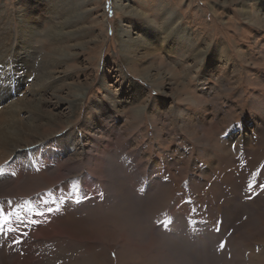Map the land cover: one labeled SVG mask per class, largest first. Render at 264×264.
Here are the masks:
<instances>
[{
	"label": "rangeland",
	"instance_id": "374dc122",
	"mask_svg": "<svg viewBox=\"0 0 264 264\" xmlns=\"http://www.w3.org/2000/svg\"><path fill=\"white\" fill-rule=\"evenodd\" d=\"M118 4L127 11H118L113 0H0V89L13 90L8 101L27 104L35 98L33 89H40L39 121L44 124L37 121L38 136H50L44 150L50 139L67 134L89 146L95 134L138 153L140 167L151 171L152 179L169 183V190L154 203L128 204L123 191L119 197L125 202L118 210H110V204L103 212H91L92 218L84 213L89 218L74 231L82 248L73 240H52L51 256L43 263L120 264L121 254L126 262L142 257L136 260L140 264H252L264 248V206L256 203L264 198V0ZM122 28L130 44L124 52L118 46ZM157 41H166L174 50L159 48ZM137 86L141 93L135 95ZM8 101L2 100L6 105ZM141 105L146 109L142 114ZM17 117L26 124L32 115L20 112ZM156 126L162 130L158 139ZM33 132L25 131L29 143L38 140ZM81 168L86 174V167ZM69 177L51 195L53 209L77 187L76 175ZM134 185L139 188L144 182L136 178ZM49 186L35 203L47 199ZM237 197L242 214L227 225L222 207ZM30 205L31 197L19 203ZM173 205L192 211L193 226L181 217L184 231L171 229L185 247L180 245L171 256L161 244L142 250L144 225L173 224ZM203 223L217 236H206ZM218 234L225 236L223 249ZM124 237L131 247L126 242L123 246Z\"/></svg>",
	"mask_w": 264,
	"mask_h": 264
},
{
	"label": "bare ground",
	"instance_id": "6f19581e",
	"mask_svg": "<svg viewBox=\"0 0 264 264\" xmlns=\"http://www.w3.org/2000/svg\"><path fill=\"white\" fill-rule=\"evenodd\" d=\"M113 1L118 11H127L126 5L118 4V0ZM117 33L123 36V40L121 42L118 41V46L119 50L121 51L122 48L124 52L130 48V44L128 43V32L125 28H122V30ZM165 42L166 41H157L156 45H160L159 48H163L164 50L167 48ZM167 49L170 52L174 50L173 48ZM216 49L218 51L219 47ZM182 50H184L183 47L181 51ZM176 55L181 56L182 54ZM4 65L5 64L3 63V69ZM21 74H24L23 70ZM145 78L151 79L153 77L145 75ZM39 90V88L33 89L35 98L33 101H31L32 103L27 104L21 99L8 101L12 96L13 90L0 89V172H2V174H0V208H3L6 215H8L7 222L0 223V264H44V259L51 256L52 240H54V243L56 242V240L60 239H68L70 241L73 240L82 248V242L74 239V237L79 236L78 232L74 231L75 228L80 227V222H83L84 218H89L87 216H90L92 218L93 214L91 212H93L95 209L96 213L99 210H105L107 207L109 208L111 204V210L123 204L125 202V198L128 197V204H131L134 201L136 205L140 207V205L142 204L147 205L153 201H158V198L164 195L169 190V183H167L165 178L164 180L152 179V172H149L147 169H145L144 165V169L140 167L141 164H139V161L141 159L139 160L136 156L138 153L135 154V152H129L127 147L125 148V146H117L114 140H106V138L104 140L101 136L98 137V135L96 136L94 134L93 137H91V145H89L92 147V150L89 149V146L87 145L88 143L81 145L79 141H76L77 138L74 137V135L72 136L70 134H67L64 139L62 138L63 140L59 137V139H50L48 143L50 147L44 150V142L48 140L50 136L46 138L38 136V126L40 123L41 127L44 124L42 123L43 119L39 118L42 95V92ZM135 91V95L141 93V89L139 88V86H137ZM80 98L81 97L78 95L73 101V105H77ZM2 100H5V102L8 101V104L6 105V103L2 102ZM143 107L144 108H142L141 105L138 108V110L141 111V114L142 110L145 109V105H143ZM158 111H160V114H162L160 105L158 106ZM20 112L30 113L32 115V117H30L31 121L26 124L24 122H18L17 115H19ZM34 117L37 119L35 120ZM21 119L23 120V118ZM132 119H134V117ZM39 120L42 121L40 122ZM37 121H39L40 123H38ZM48 123H52V121L48 120ZM156 128L158 129L160 127L156 126ZM33 130V135H31L38 140L36 142L29 143L25 139V131ZM161 135L162 130L160 128V130H157V134L155 136H157L156 138L158 139ZM247 139V137L244 138V140ZM38 144H40L38 148H35V150L33 151H21L27 146H35ZM178 147L180 146L178 145ZM203 149L204 148H202V150ZM203 151V155H205L206 150ZM84 156L87 157H85L84 159ZM10 157L12 158V161H8V158ZM81 158H83V162L79 163V160ZM82 166L86 167V174H83L82 170L84 168L82 169ZM212 168L213 167H211L210 169ZM37 171L41 172L38 174ZM13 173H15V175H13ZM203 173L204 174L202 179H206L208 174H206V172ZM71 175H76L77 179L74 180V183L79 187L80 190L78 192H75V194L73 190V194L69 196V198L61 205L60 208L53 209L52 207L54 206L55 202L50 200L51 195L54 194V192L56 193V191L61 190L63 182L67 180V178H71L69 177ZM136 178H140L144 182V185H141L139 188H137L134 185V180ZM120 181L125 183V188L119 184ZM99 182L102 183L101 187L97 186L100 185ZM49 184H51V186H49L51 187V190L47 189L50 190L48 191L49 195H47V199L43 201L35 200V203L34 198L43 195V188H46ZM63 188H65V186H63ZM123 191L127 193V196L125 198H120L119 196ZM30 197L32 198V206L30 205L28 207H19L21 199H29ZM239 203L240 201L237 197L232 200L230 206L228 205V207H222V209L224 210V217L227 225L233 221L234 216H239V214H242L241 211L243 210L241 209L242 207ZM256 203L258 204V206H264V198H259ZM116 209L118 210V207ZM116 209L113 210L116 211ZM244 209L248 210V208ZM104 210H102V212ZM171 210L173 211L174 220H176L173 224L172 222L160 221L151 224L146 223L144 225V227H146L144 228L143 234L140 237L141 240L145 242L143 244L144 247L142 250L153 249L155 246H158V244H161L163 246V250L167 249L168 253H170L169 256H171V254L173 255L174 252H177L176 250H178L180 245L185 247V245H183V240H180L178 236L175 235V232L177 233V230L184 231L185 224L181 217L185 218L187 223L193 226L191 216L192 211L189 207L178 209L175 205L171 207ZM84 213H86L87 216L84 215ZM76 216H79V218H77ZM96 216H98V214ZM203 221L204 219L202 221H199L198 223L201 224ZM202 225L206 232V236L214 235L210 232V230L205 226L204 223ZM171 229H173L175 232ZM218 235L221 236H218L219 238H217L219 240L218 244L220 245L221 241H223L222 239H224L225 236L223 234ZM212 239L214 240V238ZM16 241H19V243H16ZM121 242L123 243V246L126 242L129 247H131L130 242L125 237ZM201 246L204 247L203 244ZM188 248H186L185 250H187ZM199 249L201 248L199 247ZM188 250L190 251V249ZM260 251V254L254 256L255 261L251 262L252 264H264V254L262 255V253H264V248H261L259 252ZM192 253H194V251ZM199 256H201V254ZM117 258H119L120 264H131L142 257L138 256V258L127 259L128 261L131 260L130 262L124 261L121 254ZM204 259L206 260V258ZM137 263L140 264L139 261L134 264ZM181 264H183V260Z\"/></svg>",
	"mask_w": 264,
	"mask_h": 264
},
{
	"label": "snow or ice",
	"instance_id": "6c2138e0",
	"mask_svg": "<svg viewBox=\"0 0 264 264\" xmlns=\"http://www.w3.org/2000/svg\"><path fill=\"white\" fill-rule=\"evenodd\" d=\"M0 174H2V172H0ZM13 175H15V173H13ZM251 187H255V186H251ZM80 189L79 187L77 186L75 189H74V194L75 192H78ZM30 203V202H29ZM8 220V215H6L5 213V210L3 208H0V223H6ZM170 222V221H169ZM217 231H219V229H216ZM16 243H19V241H16ZM220 249H223L225 247V243L224 242H221L220 245H219Z\"/></svg>",
	"mask_w": 264,
	"mask_h": 264
}]
</instances>
